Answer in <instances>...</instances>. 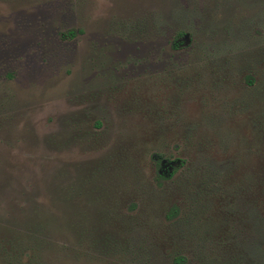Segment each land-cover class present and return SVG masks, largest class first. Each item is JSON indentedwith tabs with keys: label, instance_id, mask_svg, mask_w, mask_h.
<instances>
[{
	"label": "rangeland",
	"instance_id": "374dc122",
	"mask_svg": "<svg viewBox=\"0 0 264 264\" xmlns=\"http://www.w3.org/2000/svg\"><path fill=\"white\" fill-rule=\"evenodd\" d=\"M0 264H264V0H0Z\"/></svg>",
	"mask_w": 264,
	"mask_h": 264
},
{
	"label": "trees",
	"instance_id": "16d2710c",
	"mask_svg": "<svg viewBox=\"0 0 264 264\" xmlns=\"http://www.w3.org/2000/svg\"><path fill=\"white\" fill-rule=\"evenodd\" d=\"M73 35V34H72Z\"/></svg>",
	"mask_w": 264,
	"mask_h": 264
}]
</instances>
